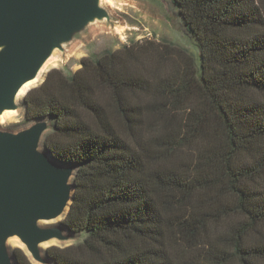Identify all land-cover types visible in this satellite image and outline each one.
<instances>
[{"label": "trees", "instance_id": "trees-1", "mask_svg": "<svg viewBox=\"0 0 264 264\" xmlns=\"http://www.w3.org/2000/svg\"><path fill=\"white\" fill-rule=\"evenodd\" d=\"M200 46L142 40L23 100L77 165L51 264H264V0H171ZM18 264H33L20 248Z\"/></svg>", "mask_w": 264, "mask_h": 264}, {"label": "water", "instance_id": "water-1", "mask_svg": "<svg viewBox=\"0 0 264 264\" xmlns=\"http://www.w3.org/2000/svg\"><path fill=\"white\" fill-rule=\"evenodd\" d=\"M136 1L165 8L164 0ZM97 24L116 25L104 0H0V117L17 112L25 85ZM51 129L50 120L19 132L0 128V264H18L10 248L13 239L37 264H51L44 244L70 239L63 228L43 226L67 216L77 171V165L63 164L45 150Z\"/></svg>", "mask_w": 264, "mask_h": 264}, {"label": "rangeland", "instance_id": "rangeland-1", "mask_svg": "<svg viewBox=\"0 0 264 264\" xmlns=\"http://www.w3.org/2000/svg\"><path fill=\"white\" fill-rule=\"evenodd\" d=\"M164 3L165 8L159 9L136 0H104L105 6L116 20V25L111 27L105 24H97L70 45L65 53L57 52L25 95L39 87L52 70H62L66 75H70L81 69L82 62L86 58L98 57L106 51H116L126 45L147 39L168 40L185 47L194 55L197 64H200V46L197 39L187 31L179 10L172 4L171 0H164ZM25 95L18 100L20 109L17 112L9 115V117H0L2 130L19 132L32 125V123L25 122L23 106ZM64 219L65 216L55 221L43 223L45 227L63 228L65 235L70 238L66 242L54 240L44 244V255L51 247L66 248L76 245L84 239L82 234L68 232L62 224ZM10 248L11 251L20 248L30 258L19 239L11 240ZM32 263L37 264L33 261Z\"/></svg>", "mask_w": 264, "mask_h": 264}, {"label": "bare ground", "instance_id": "bare-ground-1", "mask_svg": "<svg viewBox=\"0 0 264 264\" xmlns=\"http://www.w3.org/2000/svg\"><path fill=\"white\" fill-rule=\"evenodd\" d=\"M109 2V1H108ZM110 3H112V2H110ZM109 3V4H110ZM56 65V64H55ZM34 82H36V81H34ZM34 82H31V83H28L27 85H25V87L21 90V92H20V94H19V98H21L22 96H24L26 93H27V91L29 90V88L32 86V84L34 83ZM14 112H7V113H5V115H4V117H9V115H11V114H13ZM5 121V120H4ZM3 121V122H4ZM12 246V245H11ZM13 248V247H12Z\"/></svg>", "mask_w": 264, "mask_h": 264}]
</instances>
